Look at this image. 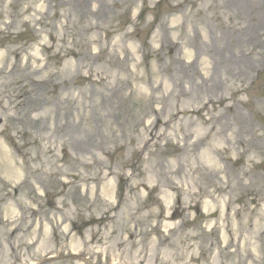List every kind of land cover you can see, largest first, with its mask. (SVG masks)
<instances>
[{
  "label": "rangeland",
  "instance_id": "1",
  "mask_svg": "<svg viewBox=\"0 0 264 264\" xmlns=\"http://www.w3.org/2000/svg\"><path fill=\"white\" fill-rule=\"evenodd\" d=\"M207 99L228 123L209 140L227 155L229 193L160 195L158 164L179 167L182 187H205L183 175L169 128L144 153L145 172L127 179L135 118L156 122L186 105L180 115L202 132L195 108ZM233 133L255 147L229 157ZM103 135V162L126 176L97 182ZM139 252L140 264H264V0H0V264H136Z\"/></svg>",
  "mask_w": 264,
  "mask_h": 264
},
{
  "label": "bare ground",
  "instance_id": "2",
  "mask_svg": "<svg viewBox=\"0 0 264 264\" xmlns=\"http://www.w3.org/2000/svg\"><path fill=\"white\" fill-rule=\"evenodd\" d=\"M231 60L226 59L224 57L219 58L218 62L225 64H230ZM253 59L250 61H247L246 64H244V70H250L253 68V63H251ZM194 61H190L188 63V66H191ZM232 62V61H231ZM235 62L234 64H236ZM204 68L200 67L197 69V73L200 74L201 70ZM234 69V66H232V70ZM231 70V71H232ZM243 72V70H242ZM233 73V72H232ZM237 74V73H233ZM140 78H143L142 76ZM101 81V78H98V83ZM205 81V80H204ZM163 96H165L163 94ZM207 103H212L210 99H207L206 103H201L200 107H196V112L199 116L200 122L205 126V129L203 131L196 133V131L193 128H190V125L195 123L193 122V119L187 115L183 116L180 115L181 112H183L186 108V105H180L176 106L173 110H169V113L167 115L166 119H160L158 117V121H149L145 120L146 115L138 116L135 118L136 123L133 124L132 129H134L138 134H133L132 138L134 140L135 150L138 153V162L134 165L132 173H130L129 176H127V179L135 178V172L140 174L141 172L144 173L146 168L144 166H139V164L144 161V153H150V147L156 146L158 144L159 139L167 138V130L172 129L173 134L179 136L181 142H182V150L185 152L183 161L187 169L186 171L183 170V175L189 176V178L192 180L195 176H200L204 180L205 187H197L196 190H191L188 186L189 182L185 180V187H182L179 183L176 182L175 178H173L174 175L178 174V168L177 166H161V165H155L153 166L154 173L157 175L158 178L163 181V186L161 189H159L160 195H163L165 197H169L172 195H183V196H189V197H203L206 199H217L221 198L229 193V187L232 181L226 176L225 170L223 166H221V161H224L227 158L226 153L223 151V148L219 147L217 148L216 142H212L210 137H218L220 140L222 138V134H225L227 132L228 123H224V114L218 112V107L211 104L209 107ZM224 107V109L231 110V105H227V103H223L222 105H219ZM205 111V115L207 117H204L202 114V111ZM101 114L97 113V116L100 118L106 117L104 110L100 109ZM181 121H183L181 123ZM220 126V127H219ZM136 128V129H135ZM133 130V131H134ZM196 133V134H195ZM146 134V135H145ZM195 134V135H194ZM231 136L225 137L226 142L230 143L233 147L232 150L229 152V157L234 156L236 154L240 155L244 152H248L251 150V148L255 147L253 142L250 141H244L240 134L233 133L230 134ZM110 137L107 135H103V139H98V152L95 157V166H96V175L92 177L93 180L97 182H101L106 177L110 176V174H118V175H125L122 169L114 170L113 166L111 164H105L101 157V151L102 149L110 142ZM212 139V138H211ZM209 140V141H208ZM235 146V147H234ZM213 147V148H212ZM187 148H191L187 151ZM203 148L202 151H198L199 155L197 158L196 165H190L188 163L187 157L189 153H191L195 149ZM215 150L219 153L218 160L213 158L210 154L211 150ZM235 151V152H234ZM12 162V167H16V163ZM182 166V167H183ZM17 177V182L20 183L23 181V177L20 174V170L18 168H15L14 170V177ZM126 176V175H125ZM185 176V177H186ZM74 179H77V175L73 176ZM235 178V177H234ZM237 178V177H236ZM106 185L110 184V179L105 183ZM142 184V183H141ZM201 188V189H200ZM198 189H200L198 191ZM169 216L165 214L164 218H168ZM7 225H11L12 221H7ZM224 219L218 224L223 225ZM165 225H168L167 223H164ZM248 225V224H247ZM169 226V225H168ZM16 229V227H12L10 232H13ZM240 231H236V229H233V232L229 235L228 241H235L236 245L238 244L239 239L241 238V234H239ZM228 238V236H227ZM187 238H182V242L179 244L184 249H187L190 247V244L185 241ZM227 241V239H226ZM161 242L166 245V243H169L168 237L165 235L162 236ZM206 242V241H205ZM183 243V245H182ZM201 246V245H200ZM144 257L139 252L137 253V260L136 264H140L143 261Z\"/></svg>",
  "mask_w": 264,
  "mask_h": 264
}]
</instances>
